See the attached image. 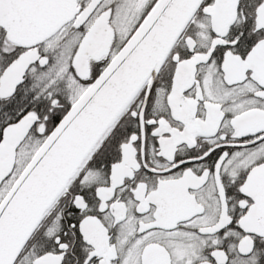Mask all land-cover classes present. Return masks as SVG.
Returning a JSON list of instances; mask_svg holds the SVG:
<instances>
[{
	"label": "snow or ice",
	"instance_id": "1",
	"mask_svg": "<svg viewBox=\"0 0 264 264\" xmlns=\"http://www.w3.org/2000/svg\"><path fill=\"white\" fill-rule=\"evenodd\" d=\"M0 264H264V0H0Z\"/></svg>",
	"mask_w": 264,
	"mask_h": 264
}]
</instances>
